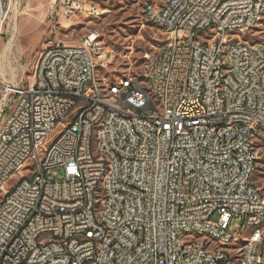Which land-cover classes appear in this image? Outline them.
<instances>
[{"label": "built area", "instance_id": "obj_1", "mask_svg": "<svg viewBox=\"0 0 264 264\" xmlns=\"http://www.w3.org/2000/svg\"><path fill=\"white\" fill-rule=\"evenodd\" d=\"M18 1L0 0V38ZM53 6L58 23L99 10ZM143 14L168 38L113 93L97 79L108 55L95 31L45 45L30 85L0 82V183L16 177L0 206V264H226L237 245H247L243 264H264L253 179L264 51L242 38L264 24V0H146ZM97 121L105 129L93 137Z\"/></svg>", "mask_w": 264, "mask_h": 264}, {"label": "rangeland", "instance_id": "obj_2", "mask_svg": "<svg viewBox=\"0 0 264 264\" xmlns=\"http://www.w3.org/2000/svg\"><path fill=\"white\" fill-rule=\"evenodd\" d=\"M82 1L99 7V10L91 13L93 9H89V15L76 13L58 23L53 14V0H19L0 38V82L13 86L30 85L39 53L45 45L57 39L78 43L92 31L99 33L100 44L108 55L97 68L101 86L129 74H144L147 54H158L168 38L162 28L145 19L143 5L146 0ZM185 36L183 31L178 32L179 45L188 42ZM242 38L264 51V24ZM11 43L12 47L8 49L7 45ZM257 149L259 159L253 179L264 194V143L259 142ZM63 177L64 169L58 168L57 179ZM15 181L16 177H11L7 186ZM3 196L0 192V200Z\"/></svg>", "mask_w": 264, "mask_h": 264}, {"label": "bare ground", "instance_id": "obj_3", "mask_svg": "<svg viewBox=\"0 0 264 264\" xmlns=\"http://www.w3.org/2000/svg\"><path fill=\"white\" fill-rule=\"evenodd\" d=\"M91 13L97 12V9L90 11ZM155 24H157V19H148ZM12 43L7 45L10 49ZM7 48L5 50H7ZM4 50V51H5ZM120 81H129V76L120 78ZM105 93H113V89H119V81L105 82V86H101ZM199 101H206V90H199ZM105 129V121H97L93 127V137H100L101 132ZM256 156H258V149L256 147ZM181 180H188V173H181ZM103 187V177H95L94 180V192H102ZM0 192L4 194L3 199L0 200V206H7L10 202L9 188L5 186L4 183H0ZM242 235H246V243H253V233L252 225L244 224L242 227ZM48 237L47 229H40L37 233V241H45ZM221 246H232V238H222ZM259 246H264V232L259 234ZM235 258V259H234ZM247 259V245H237L236 246V257L234 254L230 255V260L226 264H243Z\"/></svg>", "mask_w": 264, "mask_h": 264}]
</instances>
